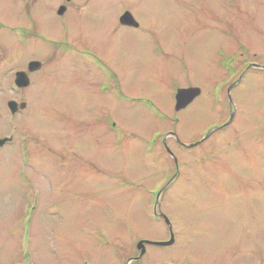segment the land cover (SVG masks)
<instances>
[{"label":"rangeland","instance_id":"374dc122","mask_svg":"<svg viewBox=\"0 0 264 264\" xmlns=\"http://www.w3.org/2000/svg\"><path fill=\"white\" fill-rule=\"evenodd\" d=\"M98 4L71 25L93 54H5L46 61L0 150V264H130L171 233L140 264H264V0ZM119 6L140 27L99 34Z\"/></svg>","mask_w":264,"mask_h":264},{"label":"flooded vegetation","instance_id":"af4514ba","mask_svg":"<svg viewBox=\"0 0 264 264\" xmlns=\"http://www.w3.org/2000/svg\"><path fill=\"white\" fill-rule=\"evenodd\" d=\"M94 1L99 3L105 0H0V69L6 64L5 54H11L10 50L15 51L17 48L24 50L32 43L40 44L46 49V60L52 57L56 59L57 56L59 58V56L66 54L73 56L85 52L93 54L91 48L85 47L83 49L78 47L82 45L81 37L85 33L80 29L76 33L71 25L79 20L87 19V21H92L93 11H100V8L102 10L98 3L94 7L92 4ZM127 13L131 14L132 17L125 18L124 14ZM115 21L116 25H110L109 22L99 18L94 23L100 27L99 34L106 37L124 32L127 28L140 27L131 10L124 6L119 10ZM42 26H46L54 36H46L40 32L39 29ZM70 28L73 31L72 34H70ZM45 59L30 58L25 61L24 65H21L24 67L10 66L6 69L2 68L0 72V86L7 87V90L0 91V117L2 115L1 111L3 114L4 112L6 115L8 114L5 121L6 127L9 126V123L12 126L9 135L0 134V139H6L0 145V150L15 144V135L18 130V123H20L16 117L27 108L24 103L25 89L33 83L35 74L43 69ZM32 61H36L39 64L30 65ZM17 73H22L20 74L21 80L19 82H26L24 86L19 85ZM12 101L17 104L13 108L14 112L8 107V103ZM21 129V132H25L24 129ZM22 146L24 147V144ZM161 219L165 223V220ZM165 225L167 226L166 223ZM139 241L129 247L128 262L130 264H140L139 261L146 253L147 246L152 244L144 242L143 247L138 248L137 244ZM151 264L161 263L153 262Z\"/></svg>","mask_w":264,"mask_h":264},{"label":"water","instance_id":"95a60500","mask_svg":"<svg viewBox=\"0 0 264 264\" xmlns=\"http://www.w3.org/2000/svg\"><path fill=\"white\" fill-rule=\"evenodd\" d=\"M124 17L125 18H128V17H132V16H131V14L127 13V14H124ZM135 24H137V23H135ZM32 64L38 65L39 63L36 62V61H32L30 63V65H32ZM20 74H22V73H17V81L18 82L21 80ZM25 84H26V82L25 83H20L19 82V85L20 86H24ZM199 94H200V89L198 87H188V88H179V89H177V91L175 93V98H174L175 99V106H174L175 107V110L178 111L180 109L185 108ZM16 105L17 104L15 102H13V101L8 103V107L10 108V110L12 112H14V109L13 108ZM5 140H6L5 138L0 139V145L3 144L5 142ZM165 221H166L168 227H170V224H169V222H168V220L166 218H165ZM171 240H172V236L170 238V242H171ZM144 242L149 243V241H139L138 244H137V247L138 248L143 247ZM170 242H166V243L158 242V243H155V244L165 245V244H169Z\"/></svg>","mask_w":264,"mask_h":264}]
</instances>
